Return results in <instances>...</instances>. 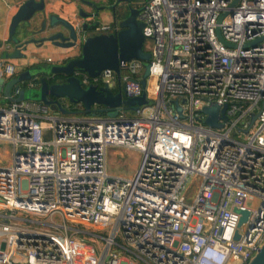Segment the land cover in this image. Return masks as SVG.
Here are the masks:
<instances>
[{
  "label": "built area",
  "instance_id": "obj_1",
  "mask_svg": "<svg viewBox=\"0 0 264 264\" xmlns=\"http://www.w3.org/2000/svg\"><path fill=\"white\" fill-rule=\"evenodd\" d=\"M233 2L146 0L145 87L142 59L119 73L75 71L84 87L145 93L137 109L69 115L39 99L0 107V264L251 260L264 244V0ZM4 60L1 77L15 71ZM214 103L227 106L221 128L205 123ZM109 147L141 153L131 178L108 173Z\"/></svg>",
  "mask_w": 264,
  "mask_h": 264
},
{
  "label": "water",
  "instance_id": "obj_2",
  "mask_svg": "<svg viewBox=\"0 0 264 264\" xmlns=\"http://www.w3.org/2000/svg\"><path fill=\"white\" fill-rule=\"evenodd\" d=\"M114 1L112 6H95L97 13L85 12L80 8L76 16L69 19L49 12L46 0H22L12 18L9 37L4 44H1L3 46L6 44L1 58L21 60L26 63L20 66V70L8 76L9 80L4 84L5 97L11 102L39 99L56 109V113L69 115L98 112L116 116L117 107L121 105L137 109L138 105L146 104L148 101L145 93L139 97L125 99L123 88L114 93L108 86L98 87L93 84L84 87L80 78L75 76L76 70L87 72L90 76H97L106 68L114 69L119 73L121 62L142 59L145 61V71L141 84L143 87L146 86L150 74L151 53L144 49L145 24L139 17L143 7L140 8L138 4L135 6V0ZM237 2L238 0H234L231 7ZM88 4L92 3L88 2ZM124 4H127L128 14L122 18L117 7L120 8ZM104 10H110L115 16L114 24L118 29L112 33L98 30L101 26L100 22H93V19L98 17V12ZM226 14L220 16L219 23ZM18 30L22 36H18ZM217 34L222 42L232 46L223 39L219 27ZM33 45L37 49L52 47L71 51L74 54L64 58L60 64L48 60L47 63H51L50 67L46 63L36 66L27 61L31 58L29 47ZM16 68L14 66L15 70ZM61 76L65 79L58 81ZM23 83L26 85L22 86ZM13 90H16V97L12 96ZM66 102L72 105L81 103L83 110H70L65 107ZM175 103L178 101L175 100ZM96 104L102 108H93ZM226 108L227 106H224L221 109L216 103L204 107L203 112L207 114L205 123L214 128H221L223 126L219 121L221 115L224 120L228 119ZM177 111L182 114V107L178 106ZM257 116L258 114L252 115L251 123ZM242 214L240 224L247 219L248 211H243ZM247 264H264V244Z\"/></svg>",
  "mask_w": 264,
  "mask_h": 264
},
{
  "label": "crops",
  "instance_id": "obj_3",
  "mask_svg": "<svg viewBox=\"0 0 264 264\" xmlns=\"http://www.w3.org/2000/svg\"><path fill=\"white\" fill-rule=\"evenodd\" d=\"M95 2L102 3L103 5L106 4L105 0H95ZM144 2L145 0H135L134 3L138 4V6L140 7ZM21 3L22 0H0V59L2 57V53L5 52L4 46L6 45L5 44L3 46L1 44H4L9 37L12 18L18 11ZM125 5L127 7V4ZM46 6L49 12L59 14L61 17L69 19H73L79 12L80 8L83 7L81 0H46ZM108 17L111 19H106ZM114 18L115 16L110 10H104L101 12L100 19L102 25H109L111 22H114ZM103 20H109L110 22H103ZM19 33L20 31L18 30V36H22ZM29 52L31 53V58L27 61L29 62V64H33L36 66L45 62H49V58L52 60V63L60 64L62 60H64V58L74 54V52L72 53L71 51H65L52 47H48L46 49H37L34 45L29 47ZM4 61L7 64H12L13 66L17 67L15 71L20 70V66H23L22 64L26 63L21 60L13 59H5ZM9 75L10 74H7L4 77L0 76V101L5 100V103L0 104V107L7 106L11 103V101H9L4 95V84L9 80L7 79ZM25 85V83L22 84V86ZM12 96H17L16 90L12 91Z\"/></svg>",
  "mask_w": 264,
  "mask_h": 264
},
{
  "label": "rangeland",
  "instance_id": "obj_4",
  "mask_svg": "<svg viewBox=\"0 0 264 264\" xmlns=\"http://www.w3.org/2000/svg\"><path fill=\"white\" fill-rule=\"evenodd\" d=\"M146 1V0H145ZM143 6V5H142ZM122 18L126 17L128 11L126 8L121 7L119 10ZM107 16V15H106ZM111 19V18H106ZM103 22H110L109 20H103ZM149 41H146L144 44V49L146 51L151 50L148 49ZM48 67H50L51 63L45 62ZM43 64V63H42ZM5 100H1L0 104H4ZM77 111V110H76ZM51 136L46 137V139H50ZM5 148H8L5 146ZM7 154V152H6ZM3 159H7L8 157H3ZM141 162V153L136 150L122 149L116 147H109L107 151V170L108 173L112 176L123 177V178H131L137 171ZM191 201V198L189 199ZM251 203V202H250ZM251 205V204H250ZM80 228L84 229H93L92 226H85L82 224H78ZM90 240V239H89ZM95 247V249H101L102 243L101 241H95V239L90 240Z\"/></svg>",
  "mask_w": 264,
  "mask_h": 264
},
{
  "label": "flooded vegetation",
  "instance_id": "obj_5",
  "mask_svg": "<svg viewBox=\"0 0 264 264\" xmlns=\"http://www.w3.org/2000/svg\"><path fill=\"white\" fill-rule=\"evenodd\" d=\"M97 1V0H96ZM81 2H82V6L83 7H81L85 12H93V13H97V10L95 9V6L96 7H101V6H112L114 3H115V1L114 0H105V2H106V4H102V3H97V2H95V0L93 1V0H81ZM88 2H91L92 4H88ZM134 5L135 6H137V4H135L134 3ZM121 7H124V8H126V10H127V7H126V5L124 4V6H121ZM120 7V8H121ZM143 6H140V8H142ZM120 8L119 7H117V11L119 12V10H120ZM111 10H112V8H111ZM128 11V10H127ZM101 12L102 11H99L98 12V17H96V18H94L93 19V22H100V25H102V23H101V19H100V16H101ZM110 26H111V29L109 30V31H105V32H107V33H112L114 30H113V28H114V26H116L115 24H114V22H111L110 24H109ZM65 79V77L64 76H61L59 79H58V81H63Z\"/></svg>",
  "mask_w": 264,
  "mask_h": 264
},
{
  "label": "bare ground",
  "instance_id": "obj_6",
  "mask_svg": "<svg viewBox=\"0 0 264 264\" xmlns=\"http://www.w3.org/2000/svg\"><path fill=\"white\" fill-rule=\"evenodd\" d=\"M90 262V261H89Z\"/></svg>",
  "mask_w": 264,
  "mask_h": 264
}]
</instances>
